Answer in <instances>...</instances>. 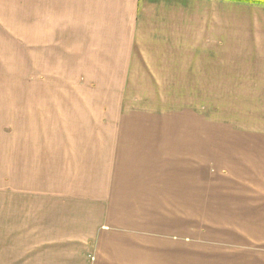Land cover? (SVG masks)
Here are the masks:
<instances>
[{"label": "crops", "instance_id": "0c3cea01", "mask_svg": "<svg viewBox=\"0 0 264 264\" xmlns=\"http://www.w3.org/2000/svg\"><path fill=\"white\" fill-rule=\"evenodd\" d=\"M260 1L0 0V60L77 92L188 94L192 114L181 132L92 100L10 118L0 238L25 264H264Z\"/></svg>", "mask_w": 264, "mask_h": 264}, {"label": "rangeland", "instance_id": "374dc122", "mask_svg": "<svg viewBox=\"0 0 264 264\" xmlns=\"http://www.w3.org/2000/svg\"><path fill=\"white\" fill-rule=\"evenodd\" d=\"M5 56L9 55L0 54L2 58ZM10 56L12 57V54ZM17 57L19 55L14 60H0V134L2 139L7 138L10 118L11 121L16 120L17 126H23L26 117L52 118L57 115V112L63 114V109H57V106L67 101L92 100L98 102L97 111L102 113L109 104L114 106L118 103L126 104L128 117L154 120L160 118L162 119L160 123L162 130L171 132L184 131L186 117L192 116L190 108H186L188 94L72 91L74 89L72 85L79 83L78 78L31 76L29 74L34 70L28 69V63L26 64L23 59ZM67 89L69 91H64ZM109 111H112L113 115L124 116L125 113L122 108H113ZM156 127L157 125L154 126L155 129ZM8 176L7 166L1 165L0 182L2 185L7 184ZM0 191V201L3 206L4 202L7 204L8 193L4 188ZM6 239L8 238H0V264H25L26 254L18 251V245L9 242L8 244Z\"/></svg>", "mask_w": 264, "mask_h": 264}, {"label": "trees", "instance_id": "16d2710c", "mask_svg": "<svg viewBox=\"0 0 264 264\" xmlns=\"http://www.w3.org/2000/svg\"><path fill=\"white\" fill-rule=\"evenodd\" d=\"M250 1H251V2H253V1L255 2V1H258V0H250ZM260 2H264V1H260Z\"/></svg>", "mask_w": 264, "mask_h": 264}]
</instances>
